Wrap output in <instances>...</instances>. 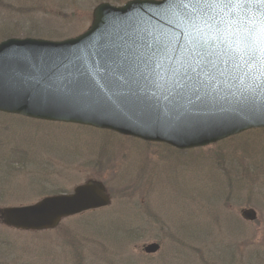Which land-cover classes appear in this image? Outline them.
Segmentation results:
<instances>
[{
  "label": "rangeland",
  "instance_id": "rangeland-1",
  "mask_svg": "<svg viewBox=\"0 0 264 264\" xmlns=\"http://www.w3.org/2000/svg\"><path fill=\"white\" fill-rule=\"evenodd\" d=\"M99 2L0 0V41L7 33L50 40L81 35ZM113 135L0 115V208L89 180L103 181L110 198L107 207L64 219L54 230L0 224V264H264V128L183 153ZM220 156L226 172L218 168ZM113 158L118 170L106 176L99 166ZM247 208L256 212L254 221L240 217ZM150 243L160 251L145 254ZM219 247L232 250L220 259Z\"/></svg>",
  "mask_w": 264,
  "mask_h": 264
},
{
  "label": "water",
  "instance_id": "water-1",
  "mask_svg": "<svg viewBox=\"0 0 264 264\" xmlns=\"http://www.w3.org/2000/svg\"><path fill=\"white\" fill-rule=\"evenodd\" d=\"M160 2L134 0L123 7L107 4L93 11L89 30L64 42L9 39L0 43V112L32 119L111 130L178 149L201 147L252 128L264 127V92L258 87L256 50L264 25V6L217 8L193 28ZM248 37L224 55L226 41ZM198 41L214 52L203 70L192 58ZM119 50L126 68L119 83L110 75L106 53ZM195 68V71L193 69ZM36 98H39L38 100ZM98 182L71 195L0 212L9 226L26 230L53 228L66 216L106 206ZM242 217L253 221L247 209ZM156 243L144 247L153 254Z\"/></svg>",
  "mask_w": 264,
  "mask_h": 264
},
{
  "label": "snow or ice",
  "instance_id": "snow-or-ice-1",
  "mask_svg": "<svg viewBox=\"0 0 264 264\" xmlns=\"http://www.w3.org/2000/svg\"><path fill=\"white\" fill-rule=\"evenodd\" d=\"M251 4H260L261 6H264V0H167L168 6L164 9V11L177 17H185L187 20L192 22V26L195 30L203 32V28L198 26V22L203 21L204 26L207 27V19L205 18L210 19L211 13L217 8L223 7L226 9H232L236 5L244 7ZM258 32L259 35L257 39L259 42L257 43L256 40H252L251 43L255 44L256 50L261 54L260 57L257 58V63L259 65L257 71L259 75L256 79L259 81L257 86L260 87L262 92H264V25L261 26ZM221 42L225 44L224 55H230L233 52L238 54L241 46L251 51L248 37L237 40L235 42V47L233 44L226 41L222 40ZM197 43L199 44V48L198 50L192 52V58L195 60L199 57L196 67L203 70V62L207 60L211 63L210 58L214 52L207 47V41H198ZM106 56L110 61V75L115 78V82L119 83L121 79L119 73L121 69L126 68L123 54L117 49L106 53ZM193 71H195V68ZM36 99L38 100L39 98Z\"/></svg>",
  "mask_w": 264,
  "mask_h": 264
},
{
  "label": "trees",
  "instance_id": "trees-1",
  "mask_svg": "<svg viewBox=\"0 0 264 264\" xmlns=\"http://www.w3.org/2000/svg\"><path fill=\"white\" fill-rule=\"evenodd\" d=\"M109 1L114 2V0H109ZM39 17H40V15L36 14V15H34L33 19L38 21ZM5 30L6 31H10L11 30V26H7V28ZM37 32L39 34H41L39 31H37ZM10 36L13 37V34L12 33H7L6 35L2 36L3 37L2 40L6 39V38H9ZM113 160H114V158L110 161L109 166H106L105 168L102 165L99 166V169H104L105 172L107 171V175L106 176H108V174L115 173L118 170L119 164H121L120 161H119V164H118V161H113ZM223 160H224V158L222 156H220L219 157V163L222 162ZM193 239H196V238H193ZM217 246H220V245H217ZM219 248H220V254H221V257L219 256L220 259L225 257V255L229 254V252L232 250V247H219ZM224 252L226 254H224ZM77 264H81L80 261H78Z\"/></svg>",
  "mask_w": 264,
  "mask_h": 264
}]
</instances>
